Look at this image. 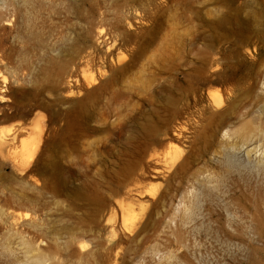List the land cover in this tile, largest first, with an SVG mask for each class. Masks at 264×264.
<instances>
[{"label": "rangeland", "instance_id": "obj_1", "mask_svg": "<svg viewBox=\"0 0 264 264\" xmlns=\"http://www.w3.org/2000/svg\"><path fill=\"white\" fill-rule=\"evenodd\" d=\"M27 9L0 4V264L41 239L45 264H264V0ZM36 125L43 170L11 155Z\"/></svg>", "mask_w": 264, "mask_h": 264}, {"label": "bare ground", "instance_id": "obj_2", "mask_svg": "<svg viewBox=\"0 0 264 264\" xmlns=\"http://www.w3.org/2000/svg\"><path fill=\"white\" fill-rule=\"evenodd\" d=\"M6 1L7 0H0V4H5ZM30 3H31V0H23V6L26 9L27 16L29 18L31 17V12H28L27 7L29 6ZM6 20L9 23L11 22L10 15H9V18ZM30 23L31 21H29V24ZM99 33H103V30L102 29L99 30ZM5 82H6V76H4L0 71V83L4 84ZM3 91L4 90L0 87V101H3L5 99V94ZM71 91L72 90L68 88L67 92L70 93ZM221 130H224V128H222ZM242 131H243V128L241 124L238 126L225 129L223 131L222 138L228 139L232 136L238 135ZM18 136L14 137L13 145H16L15 141H17V139L19 138ZM44 151L45 150L42 147L41 128L39 125H36L34 128L33 136L27 140H23V141L21 140L20 148L13 149V151L11 152V155L14 158V161L18 166L25 167V168L29 167V169L34 168V169L43 170L45 167V163L43 159ZM258 158L259 160L264 158V149L261 151ZM32 184H35V183H32ZM29 186L31 185H28V187ZM22 206H23V210L17 212L14 216H12V218L14 219L13 224L17 225L20 221L22 224H25V225L35 224L36 220L38 219V215L36 214V211L32 208H29L28 207L29 205L26 203L22 204ZM42 242H43L42 239L39 240L38 243L29 242V244H27V247H25V253L27 255V258L30 260V264H45L46 261H48V258H47L48 256L46 252L40 246ZM33 244H35V247H33ZM84 247L85 246L82 243L78 245V248L81 251L84 249ZM161 260H162V256H159L158 263H160Z\"/></svg>", "mask_w": 264, "mask_h": 264}]
</instances>
